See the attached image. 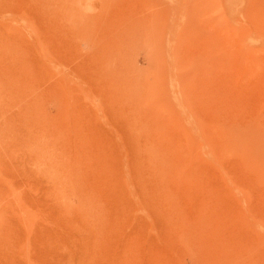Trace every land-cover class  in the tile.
<instances>
[{"label":"rangeland","instance_id":"rangeland-1","mask_svg":"<svg viewBox=\"0 0 264 264\" xmlns=\"http://www.w3.org/2000/svg\"><path fill=\"white\" fill-rule=\"evenodd\" d=\"M0 264H264V0H0Z\"/></svg>","mask_w":264,"mask_h":264}]
</instances>
